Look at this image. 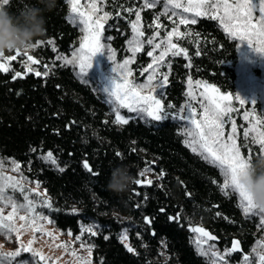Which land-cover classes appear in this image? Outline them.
Returning <instances> with one entry per match:
<instances>
[{
  "label": "trees",
  "instance_id": "obj_1",
  "mask_svg": "<svg viewBox=\"0 0 264 264\" xmlns=\"http://www.w3.org/2000/svg\"><path fill=\"white\" fill-rule=\"evenodd\" d=\"M35 3L10 0L8 10L15 13ZM141 4V0H103V11L112 17L105 23L103 34L112 38L108 42L118 58L127 54L129 22ZM128 8L133 9L132 14L124 11ZM69 13L67 0H57L55 10L46 13V33L34 44L52 39L55 52H68L76 46L79 27L69 22ZM141 17L145 37L155 31L163 36L174 27L187 34L178 44L188 49L192 66L187 67L189 61L183 55H169L166 61L171 68L163 67L169 72V84L162 104L174 105L172 113L185 98L189 76L234 95L237 44L216 20L203 16L196 24L182 25L160 12L158 5L142 9ZM157 17L161 27L150 28ZM173 42L177 43L175 37ZM197 51L201 54L195 55ZM55 52L52 45L39 44L30 49L34 60L39 61L32 63L35 70L28 71L22 61L14 60L8 72L0 71V158L20 162L24 175L41 182L56 210L39 205V211L55 227L72 233L79 232L83 224L93 228L98 225V234L89 238L94 245L92 259L97 264H210L191 240L189 229L196 226L214 234L219 247L239 241L247 252L259 233L257 217L244 215L235 194L225 196L220 191L218 168L186 146L180 121L142 117L124 126L111 123L115 105L105 102L108 97L91 77L86 76L85 82L75 68L59 64ZM146 53H137L131 65L135 78L149 61ZM48 63L52 64L50 68L45 67ZM46 70H50L47 77L35 75ZM16 72H21L22 78L14 79ZM120 113L135 115L123 108ZM242 143L239 137L238 144ZM251 147L253 151L259 149V145ZM48 151L56 164L41 159ZM241 153L247 156L248 149L241 147ZM85 162L99 173L98 177L87 172ZM120 164L128 167L134 181L144 179L139 175L143 169H151L146 176L153 184L133 182L122 196L108 191L111 170ZM58 166L65 170L59 171ZM161 170L164 175L158 178ZM73 208L79 210L77 214H72ZM177 215L178 221H169L168 217ZM144 217L152 219V224H146ZM123 231L133 252L120 239ZM24 259L36 264L29 254H24Z\"/></svg>",
  "mask_w": 264,
  "mask_h": 264
},
{
  "label": "snow or ice",
  "instance_id": "obj_2",
  "mask_svg": "<svg viewBox=\"0 0 264 264\" xmlns=\"http://www.w3.org/2000/svg\"><path fill=\"white\" fill-rule=\"evenodd\" d=\"M70 5L69 22L75 26H82L84 32L82 41L79 44V48L72 52V58L67 56L57 55L56 60L63 62V66L72 65L78 66L79 75L85 82H88L86 74L88 70L93 66V57L98 53L103 54L108 61H115L116 53L110 45L107 46V50L102 51L106 46L101 43V36L104 31L105 23L112 18L109 12H103L102 15H97L101 9L97 6L96 0H87L86 5L81 4V0H67ZM157 4H162L164 8V15H167L169 11L173 9H183L184 12H193L194 17L207 16L211 20H219L223 25L224 31L227 32L233 39H238L241 42L247 40L248 45L258 54L264 55V40L261 41L260 47H253L252 38L261 37L264 38V0H196L195 3L189 0V4L185 6L180 3L179 0H143V8H154ZM10 6V0H0V7L8 9ZM170 6V7H169ZM222 9V14L221 13ZM142 10V9H141ZM129 14L133 13V9H124ZM258 13V16H257ZM121 14L116 13L119 17ZM135 20L130 21V27L132 31V39L129 41V51L132 56L125 59L123 63L112 67L111 71L115 75L109 80V84L103 89V93L107 94L108 99L106 103L115 104L114 112L115 119L111 123L118 126L128 125L130 120L142 118L145 114L151 118L152 121H164L168 119H178L185 122L182 135L186 137L185 144L191 148L193 153H197L208 163L215 165L220 169V173L223 176V183L219 185L220 191L225 195L235 194L238 198V206L242 209L245 216H259L260 226L264 227V214L256 212L254 205L251 202L248 194L239 185L237 176L238 171L245 166L247 160H251L253 156L264 154V130H260L258 125H261L262 121L256 120L251 128H245L243 131L244 143L238 144V129L235 120L231 121V129L225 134V124L229 119V114L236 111L230 101L233 99L232 94H221L219 88L214 85L202 83L196 81V87L203 88L200 93L203 97V101L200 102L202 111L197 113L196 107L191 106V102L196 100V95L192 89L193 81L189 76L188 78V92L189 98L188 106L181 108L178 112L173 114L170 110L174 109V105L168 104L165 107L161 103V99L164 95V90L169 84V72H160L162 66L171 68V63L166 61V57L183 55L188 59L189 63L187 67H191V58L189 57L188 49L180 47L178 42L183 40L187 35L184 32L179 31L177 27L172 28L167 33L166 40H162L159 43H155L157 37L161 34L159 31H155L149 36L146 41L141 39L145 37V32L142 30L143 25L141 23V11L136 10L134 12ZM175 15V12H173ZM197 19L181 17L179 24L188 25L196 24ZM111 27V25H109ZM150 28L154 27L159 29L161 24L159 23V17L156 18L154 24L149 25ZM173 37L176 38L177 43L173 42ZM107 39L111 40V37ZM47 43L52 45V50L56 51L55 41L49 39L48 41L38 42L32 47H37L39 44ZM145 43L151 46V50L147 51V56L152 57V62L143 68L140 75L149 73L146 77V82L136 83L133 79L132 70L128 67L135 62V56L137 53L144 50ZM166 45V46H165ZM163 50L156 55L157 50ZM26 57L23 61L25 68L28 71H32L31 64L39 63L34 60L31 55H28L27 51L23 53L19 50L14 55L6 56L0 54V71L8 72L10 70L11 62L16 60L17 57ZM197 51L195 55H200ZM47 68V66H45ZM50 70L44 72L36 71L35 75L47 77ZM22 78L21 72H16L14 77ZM161 97L158 99L157 97ZM235 100L239 101L240 105H244L246 102L238 95H235ZM206 101V103L204 102ZM127 109L128 113L135 115L124 116L121 115L120 109ZM190 108V111L188 110ZM248 119V114H245V120ZM108 123V121H105ZM255 133V135H252ZM251 139L249 140V138ZM251 145H259V149L253 151ZM241 147L248 149V155L244 156L241 153ZM35 152L36 149H31ZM71 155V153H69ZM117 156H121V153H117ZM41 159L50 161L52 164H56V160L53 158V153L48 151L46 156H42ZM7 161L0 160V180L4 181L0 184V233L5 235H11L16 233V239L19 240L21 230L31 228L34 232H38L41 229L35 227L36 220H48V217L43 213H38L36 209V202L30 198V194L34 193L37 196H44L45 199L40 202V206L48 210H56L53 208L51 200L47 197L46 192H39L38 189L41 186V182L31 181L35 183V188H26V184L29 180L21 172V164L15 160L11 161V171L20 173L19 178L16 176L6 175L3 171ZM83 167L92 176L98 177L99 173L93 171L92 167L87 162L83 163ZM59 171L63 172L65 169L59 167ZM31 170V169H29ZM151 171L149 168L143 169L139 175L144 177L143 180L137 179L134 181L141 186H151L153 184L152 179H148L146 173ZM164 175L163 170L159 174L158 178H162ZM11 191V194L9 192ZM139 195V193H137ZM147 199V196H145ZM11 207V211L4 214V210L7 207ZM139 207V205H137ZM23 211L25 214H20ZM78 209L73 208L72 214H77ZM163 211V210H161ZM217 215H220L217 212ZM23 221L22 224L17 227L16 220ZM169 221L180 219L179 215L176 217H168ZM225 219H227L225 217ZM145 223L152 224V219L144 217ZM99 226L84 227L81 229V234L76 236L75 239L80 241V247L86 248L91 255L92 248L94 247L87 239L84 238V234L87 233L90 236H96L98 234ZM192 233H196L195 240L197 251L202 256H209L210 264H228L226 257H230L233 252L240 251L239 241H234L231 249H226L223 253L216 248L212 241H215L217 237L211 235L205 228L201 226L190 227ZM156 235L155 231L152 233ZM51 235V233H49ZM68 235H72L71 231ZM108 239L107 236L104 237ZM122 241L127 240V233H123L120 237ZM33 241H29L25 246L22 243L18 249L10 253H0V264H31L27 259H24V254H30L34 259L38 258L36 264L40 261H45L46 257L40 252L33 251L31 245ZM207 246L205 248L204 246ZM58 247H65L67 245H58ZM260 251L253 249L255 255L250 259L249 255H243V264H264V243L260 245ZM127 250L133 252L134 249L128 246ZM76 255V253H72ZM85 264H90V261H85Z\"/></svg>",
  "mask_w": 264,
  "mask_h": 264
},
{
  "label": "rangeland",
  "instance_id": "obj_3",
  "mask_svg": "<svg viewBox=\"0 0 264 264\" xmlns=\"http://www.w3.org/2000/svg\"><path fill=\"white\" fill-rule=\"evenodd\" d=\"M97 6L101 9L97 15H102L103 14V0H96ZM142 4L141 7L138 9L141 11L143 8V0H141ZM180 3L184 4L187 6L189 4V0H179ZM193 3L196 2V0H192ZM87 0H81L82 5H86ZM160 7V12H164V8L162 4H157ZM170 7V6H169ZM69 12H70V5H69ZM173 12H175V15H173ZM222 14V9L221 13ZM169 19L175 18L177 22H179L181 17L185 18H195L197 19L198 17H194V11L193 12H184L183 9H173L172 11H169L168 14L166 15ZM258 16V13H257ZM132 20H135V16ZM131 20V21H132ZM156 18L154 19V21ZM217 23L219 24L220 28L224 31L223 25L220 24L219 20H216ZM130 26V23H129ZM78 31H79V36H78V41L76 46L71 48L68 52H55L54 54V59L56 60V56L63 55L67 56L68 58H72V52L75 51L76 49L79 48V44L82 41L84 32L82 31V26H78ZM170 29L169 31H171ZM168 31V32H169ZM167 32V33H168ZM225 32V31H224ZM154 33V32H153ZM152 33V34H153ZM167 33L163 36H159L156 38L154 41L155 43H159L162 40H166ZM230 38H232L227 32H225ZM150 34L149 36H151ZM143 37L141 39L145 40L149 37ZM108 36H105L102 33L101 36V43L104 44L106 47L102 49V51L107 50V46L111 44L108 42ZM132 39V31L130 27V34L127 37L125 41V48L127 50V54H125L123 57L118 58L116 54V59L115 61H108V59L101 53H98L95 57H93V66L88 70L86 76L91 77L94 82L97 84V87L99 90L103 93V89L106 88L109 84V80L111 77H113L115 74L112 73L111 69L112 67H115L118 64L123 63L125 59H128L132 56V53L128 50L129 49V41ZM174 39V37H173ZM233 39V38H232ZM237 44V49H238V62L235 66V75H236V81H235V93L233 95V99L230 101L234 102V106L231 104V106L236 109V111L232 112L229 114V119L225 124V134L230 131L231 129V121L235 120L237 129H238V137H237V142L238 138L241 137L243 138V131L245 128H251L252 125L255 123L256 120H260L264 122V55H260L256 53L249 45L248 41L245 40L241 42L238 39H234ZM264 40V38L261 37H253L252 38V45L253 47H260L261 46V41ZM166 46V45H165ZM33 48V47H32ZM111 48L115 50L112 46ZM144 50L149 51L151 50V46H148L146 43L144 45ZM163 50V46L161 49L157 50L156 55H159V52ZM23 53V52H22ZM28 55L32 54L30 53V49L27 50ZM116 53V51H115ZM14 53H8L5 54L6 56H11L14 55ZM170 55V54H169ZM167 59V57L165 58ZM26 60V57L23 56V54L20 57H17L15 61H19L22 63L24 66L23 61ZM59 64L63 65V62L60 60H56ZM152 62V57H149V63ZM51 63L45 64L47 68L51 66ZM132 64H130L128 67L132 70ZM147 65L145 67H147ZM71 67L75 68L77 72H79L78 66L74 67L70 65ZM144 67V68H145ZM162 66L160 68V72H166L163 70ZM25 68V66H24ZM31 68L35 70V66L31 64ZM133 72V70H132ZM149 73H145L143 76L138 75V77H131L130 79H133L136 83H144L146 82V77ZM193 85L192 89L196 95V100H193L191 102L192 107H196L197 113L202 111V108L200 107V102L203 101V97H201L200 93L203 91V88L196 87L195 82L198 80H192ZM188 79L186 81V95L181 103L180 107L175 111L178 112L181 108L187 107L188 106V101L189 98L187 96L188 92ZM105 96H107L106 93H103ZM221 94H226V93H221ZM235 95L240 96L246 103L242 106L240 105L239 101L235 100ZM158 99H161V97H157ZM206 103V101H204ZM162 103V99H161ZM115 105V104H114ZM190 111V108L188 109ZM173 113V114H175ZM245 114H248V119L245 120ZM143 117H148L146 114ZM150 118V117H148ZM180 121V120H179ZM181 123V131L183 132V128L185 126L184 121H180ZM260 130H264V123L261 125H258ZM252 135H255L253 133ZM184 136V135H183ZM186 137L184 136V143H185ZM251 137L249 138V140ZM191 149V148H190ZM47 154V153H46ZM201 157V156H200ZM202 158V157H201ZM0 160L7 161V163L4 166V173L6 175H11V176H16L19 178L20 173H15L11 171V161L14 159L12 158H0ZM218 168V167H217ZM218 171L220 173V169L218 168ZM221 175V173H220ZM26 176V175H24ZM27 177V176H26ZM28 178V177H27ZM222 182L223 183V176L221 175ZM29 183L26 184V188H35L36 185L35 183H31V181H36L28 178ZM4 181L0 180V184H3ZM39 192H44V189L41 187L38 189ZM10 194L11 191L9 190ZM236 196V195H235ZM30 198H32L36 202V209L38 213H41L38 209V206L40 205V202L45 199L44 196H37L34 193L30 194ZM237 198V196H236ZM238 202V198H237ZM241 209V208H240ZM242 210V209H241ZM11 211V207H7L4 210V214L7 215L8 212ZM243 212V211H242ZM20 214H25L23 211H21ZM258 220L257 224V229L259 230V233L257 234L256 239L253 241V243L250 245V248L247 252H244L240 247V251L238 252H233L230 257H226L228 264H243L242 262V257L243 255H249L250 259L255 255L253 253V249H257V251H260V245L264 243V227L260 226V217L256 216ZM48 220H50L48 218ZM23 221H20L18 218L16 220V225L19 227L20 224H22ZM35 227L40 228L41 230L38 232H34L31 228H26L21 230V233L19 234L20 238L19 240L16 239V233H12L11 235H5L3 233H0V253H10L14 252L18 249L20 244L22 243L23 245L27 246L28 242L31 240L33 241L31 247L33 251L40 252L46 257L45 261H40L39 264H48V263H53V264H85V261H90V264H97L96 262L93 261L92 259V254L89 255V252L87 251L86 248H81L80 247V241H77L75 239L76 236L81 234V229L84 227H92L91 225L88 224H83L80 227L79 232L77 233H72V235H68V232L71 230H61L53 225V223H48L47 220H36V225ZM206 230V229H205ZM207 231V230H206ZM51 233V235H49ZM125 233V231H123ZM122 233V234H123ZM197 234L192 233L191 240L196 248V240ZM84 238L87 239L90 242V235L87 233L84 234ZM127 247L129 246L127 243V240L123 241ZM234 242V241H233ZM211 243H214L216 245V248L220 250L221 253H223L226 249H231L232 244L227 247H219L215 241H212ZM58 245H67V248L65 247H58ZM207 248V246H204ZM197 249V248H196ZM72 253H76V255H73ZM29 256H31L29 254ZM237 256L238 258L234 260L233 258ZM209 262V256H204ZM34 262H37L38 258H33ZM7 264V262H5ZM257 264L259 262L257 261Z\"/></svg>",
  "mask_w": 264,
  "mask_h": 264
},
{
  "label": "clouds",
  "instance_id": "obj_4",
  "mask_svg": "<svg viewBox=\"0 0 264 264\" xmlns=\"http://www.w3.org/2000/svg\"><path fill=\"white\" fill-rule=\"evenodd\" d=\"M57 0H36L18 12L0 7V54L24 52L46 33V13L52 12ZM239 185L248 194L256 212L264 214V154L253 156L238 171ZM134 177L126 165L112 168L106 189L122 196L131 187Z\"/></svg>",
  "mask_w": 264,
  "mask_h": 264
},
{
  "label": "water",
  "instance_id": "obj_5",
  "mask_svg": "<svg viewBox=\"0 0 264 264\" xmlns=\"http://www.w3.org/2000/svg\"><path fill=\"white\" fill-rule=\"evenodd\" d=\"M211 235H214V234H212V233H210ZM215 236V235H214ZM216 237V236H215Z\"/></svg>",
  "mask_w": 264,
  "mask_h": 264
}]
</instances>
